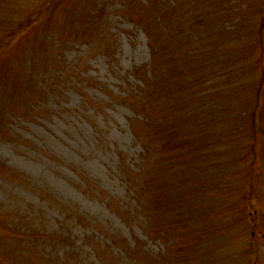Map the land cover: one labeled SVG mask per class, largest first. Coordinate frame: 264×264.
Masks as SVG:
<instances>
[{
	"label": "rangeland",
	"instance_id": "374dc122",
	"mask_svg": "<svg viewBox=\"0 0 264 264\" xmlns=\"http://www.w3.org/2000/svg\"><path fill=\"white\" fill-rule=\"evenodd\" d=\"M8 1L18 24L49 20L0 55V234L13 213L39 239L22 245L34 264H264L261 12L210 21L264 0ZM217 140L246 161L224 170Z\"/></svg>",
	"mask_w": 264,
	"mask_h": 264
},
{
	"label": "trees",
	"instance_id": "16d2710c",
	"mask_svg": "<svg viewBox=\"0 0 264 264\" xmlns=\"http://www.w3.org/2000/svg\"><path fill=\"white\" fill-rule=\"evenodd\" d=\"M160 1V0H159ZM158 1V2H159ZM215 1V0H212ZM228 1V3H231L234 0H226ZM241 1V0H239ZM244 2H248V0H243ZM257 0H254V3H256ZM160 6H162L161 3H159ZM232 4V3H231ZM231 7H224L221 8L220 6H217L216 10H213L212 13H210L211 15H214L213 18L210 19V21L215 20V18H217V20H221L224 23V27L223 29H221V31H225L226 27L229 26L233 21L237 20L238 23H241L242 21H244L245 19H252V16L258 12H261V26L259 28V31L256 32V37H257V43L258 45L262 48V50H264V5H260V6H249L247 4L243 5L241 3V5H231ZM158 5H156L157 7ZM243 6L245 7V10H243ZM17 11H12L10 9V2L8 0H0V21H3L4 24L8 23V29L2 33V37L0 38V55L2 53H4L5 51H7L8 49H10L9 47L16 45L20 40L23 41V39L31 32V30H33V28L39 24H41L42 22H44L47 18L43 15V11L42 9H40L36 15V17L31 20V22L27 25L22 24H18L20 23L19 21H22V16H20L17 19L12 18L14 14H16ZM165 14H162L161 17H165ZM45 19V20H44ZM13 20L15 21V23L13 22ZM49 20V18L47 19ZM209 20V18H208ZM201 22H199L200 25H202L203 27L207 26L208 30V25L210 24V21H208V25H207V21H205V19L200 20ZM255 30V27H254ZM254 30L252 33V37H254ZM148 32V31H147ZM149 33V32H148ZM251 48V46H250ZM255 48V46H254ZM160 50V48H158L157 46L154 48V54L156 55V59L158 57V51ZM259 63H263V61L259 60ZM155 66H157V62L155 61ZM10 65H6L5 63L0 64V69H9ZM261 67H263V78L261 79V81L259 82V84L261 85V88L263 87V83H264V65H262ZM257 94L260 96L261 93L257 92ZM259 98V97H258ZM254 116V113H252ZM251 114V115H252ZM250 115V116H251ZM213 124L212 123H208V127L212 128L215 133L214 135L217 136L218 140L220 138V140H222V138L225 136L223 134V132H228L229 130V125H230V121L233 118V115L230 112H221L219 114H213ZM220 116V120L218 122V117ZM254 119V118H252ZM254 124L252 125V122H250V126L251 129L250 130H254ZM222 128V131H221ZM206 130V128H205ZM164 136V135H163ZM169 136V135H168ZM166 142L164 143V147L175 143L176 140H172L170 141L167 138V135L164 136ZM172 138V137H171ZM218 140L216 141L217 144H213V146L216 149V153L219 155L220 157V162H221V166H223V169L226 170L227 169V165L229 163H233L235 160H237V154L240 155V159L245 162L247 159V154L245 152V156H241L242 155V150L241 147L236 150L235 149V145L234 142L231 141H227L226 143H222L219 144ZM189 141V140H187ZM178 144H176V148L177 150L179 149L180 145L183 143V141H181V139H178ZM255 146L251 147V152L252 150L254 151ZM151 149V145L146 146V151H150ZM243 150H245V148L243 147ZM200 155L204 156L203 153H201ZM218 162V161H217ZM216 162V163H217ZM0 167H4L3 163L0 161ZM254 168V165L253 167ZM195 170V169H194ZM8 173V172H7ZM247 199H250L249 194L247 193ZM177 204L180 205V201H177ZM245 209H247L248 214L247 217L249 218L250 223H252L250 226L252 229L257 230L259 228V222L257 221V216L256 213L254 214L253 212L255 210H253L252 208V204H248L245 201ZM253 211V212H251ZM11 214L12 217L8 216L6 217V222L5 225L3 226L4 230H2L3 232L0 234V239H2V242L0 243L1 249H4L5 251V255L6 257L4 258L6 264H34V259H38L35 256H32L28 251L27 253H24V250L22 248V245H25V248L27 246H33L35 248V240H39L36 236L33 235L32 230L28 228L27 229H20V233L17 231V222L14 219V215L13 213H9ZM238 216V215H237ZM236 219H233L230 217V215L226 214L225 216H222L221 219L219 217L218 221H219V225L224 228V227H232L234 224L236 225V227L239 225L237 224L238 221H241V217H237ZM243 216V215H242ZM20 222V221H19ZM21 223V222H20ZM7 227H13V230H8ZM213 227H208L207 231L205 232V234L207 233L208 236L214 235V237H217V234L213 233ZM1 229V228H0ZM232 230V229H231ZM235 230V229H234ZM17 236H15V235ZM5 238H7V241H5ZM264 238V236H263ZM255 240V239H254ZM205 241H203L204 243ZM15 243V244H14ZM201 245L203 244L202 241H200ZM37 245H39V243H37ZM14 253L16 255H14ZM38 253V257L40 259H44L46 254L37 251ZM251 264H255V262H251Z\"/></svg>",
	"mask_w": 264,
	"mask_h": 264
}]
</instances>
